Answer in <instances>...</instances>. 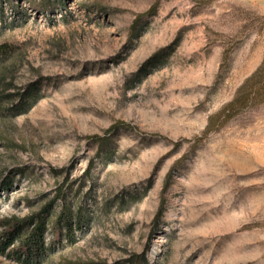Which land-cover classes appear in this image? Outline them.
Returning <instances> with one entry per match:
<instances>
[{"label":"rangeland","instance_id":"1","mask_svg":"<svg viewBox=\"0 0 264 264\" xmlns=\"http://www.w3.org/2000/svg\"><path fill=\"white\" fill-rule=\"evenodd\" d=\"M42 2L0 0V233L50 203L75 225L42 264H264V102L196 139L262 60L264 0Z\"/></svg>","mask_w":264,"mask_h":264},{"label":"trees","instance_id":"2","mask_svg":"<svg viewBox=\"0 0 264 264\" xmlns=\"http://www.w3.org/2000/svg\"><path fill=\"white\" fill-rule=\"evenodd\" d=\"M58 2L60 0H43L41 9L54 7ZM156 3L154 2L144 13L137 14L130 24V29L135 27L143 15L152 14L156 9ZM158 53L159 50L153 52L148 62L156 59ZM262 102H264V55L257 67L237 86L232 98L208 116L204 130L200 136L196 137L197 141H201L210 132L222 127L241 111ZM118 128L131 129L132 127L127 122L117 121L109 126L103 134H93L89 138L103 140ZM60 195L62 196L61 190L54 201ZM51 208L52 204L49 203L44 205L38 213L22 218L16 216L5 218L1 224L4 230L0 233V253L19 264H42L47 256L49 247L45 242V233L49 223L54 230L53 241L50 245L58 241L63 232L67 231L68 233L71 227L75 225V217L72 215L71 209L66 205H63L59 213L49 222L48 216ZM159 209L161 210V207ZM159 209L155 216V224H157L159 219Z\"/></svg>","mask_w":264,"mask_h":264}]
</instances>
